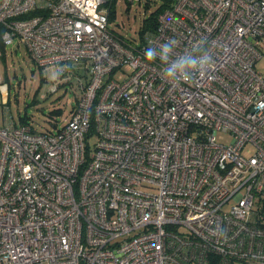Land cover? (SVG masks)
<instances>
[{"label": "built area", "instance_id": "2783aa9c", "mask_svg": "<svg viewBox=\"0 0 264 264\" xmlns=\"http://www.w3.org/2000/svg\"><path fill=\"white\" fill-rule=\"evenodd\" d=\"M108 2L0 0L79 89L55 131L0 125V264H264V0H173L138 44Z\"/></svg>", "mask_w": 264, "mask_h": 264}, {"label": "rangeland", "instance_id": "374dc122", "mask_svg": "<svg viewBox=\"0 0 264 264\" xmlns=\"http://www.w3.org/2000/svg\"><path fill=\"white\" fill-rule=\"evenodd\" d=\"M147 1L149 4L145 7V0H115L114 18L108 21L109 29L140 43L138 31L142 19L162 2ZM2 53L0 75L6 89H0V125L7 118L20 124V117H25L36 132L55 131L65 125L79 96L76 77L61 80L65 75L55 76L49 70L43 71L31 60L22 45H8ZM256 70L264 71V59L256 64ZM129 71L130 67L124 65L122 70L116 72L115 78L121 80ZM77 73L81 75L84 71L80 69ZM216 137L225 143L232 139L230 134L224 133H217ZM90 141L93 143L95 138L92 137ZM251 152L252 147L246 146L242 154L249 156Z\"/></svg>", "mask_w": 264, "mask_h": 264}, {"label": "trees", "instance_id": "16d2710c", "mask_svg": "<svg viewBox=\"0 0 264 264\" xmlns=\"http://www.w3.org/2000/svg\"><path fill=\"white\" fill-rule=\"evenodd\" d=\"M114 2H115V0H109V2L107 3L108 4V21H110L114 18V9H113ZM172 2H173V0H162V2L159 3V5L153 11H151L147 16H145L142 19V22H141V25H140V28L138 31L139 32V38H140L141 42L143 39L142 37L146 32H152L156 29L158 15L163 10L170 7ZM148 4H149V2L147 0H145V7H147ZM32 13H34V12H32ZM3 30H4V26L2 24H0V47L2 48V51L4 50V46H5L1 40V34H2ZM113 34L120 39H124L125 41L134 42V40H132L130 38L119 36V35L115 34L114 32H113ZM55 112L57 113V111H55ZM19 119H20L19 120L20 124H28L25 117H20ZM46 132H48V131H46Z\"/></svg>", "mask_w": 264, "mask_h": 264}, {"label": "clouds", "instance_id": "9594fccd", "mask_svg": "<svg viewBox=\"0 0 264 264\" xmlns=\"http://www.w3.org/2000/svg\"><path fill=\"white\" fill-rule=\"evenodd\" d=\"M167 54V47L165 48V55ZM145 56H146V58L149 60V61H152V60H154L155 59V52H154V50L150 47L146 52H145ZM195 64V61H192L191 62V65H194ZM167 76L169 77V78H171L172 76H173V72L170 70V71H168V73H167ZM185 81L186 82H189L188 81V79H187V77H185ZM190 83V82H189Z\"/></svg>", "mask_w": 264, "mask_h": 264}, {"label": "crops", "instance_id": "0c3cea01", "mask_svg": "<svg viewBox=\"0 0 264 264\" xmlns=\"http://www.w3.org/2000/svg\"><path fill=\"white\" fill-rule=\"evenodd\" d=\"M6 49V46H4V50ZM3 51H2V48L0 47V55H2L3 53H2Z\"/></svg>", "mask_w": 264, "mask_h": 264}]
</instances>
